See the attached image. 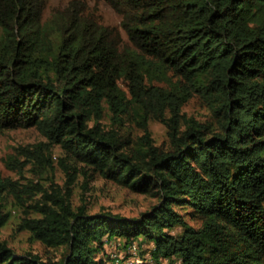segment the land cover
I'll list each match as a JSON object with an SVG mask.
<instances>
[{
	"label": "trees",
	"instance_id": "trees-1",
	"mask_svg": "<svg viewBox=\"0 0 264 264\" xmlns=\"http://www.w3.org/2000/svg\"><path fill=\"white\" fill-rule=\"evenodd\" d=\"M103 1L126 41L87 16L88 0L46 18V0H0V131L35 128L47 140L23 150L35 176L53 166L55 145L67 174L65 190L0 181V264H129L143 241L153 247L141 264H264V0ZM195 95L212 122L182 113ZM153 121L167 147L155 144ZM80 173L158 203L139 218L90 214L72 201ZM7 192L22 206L42 195L19 230L63 248L60 260L2 240Z\"/></svg>",
	"mask_w": 264,
	"mask_h": 264
},
{
	"label": "rangeland",
	"instance_id": "rangeland-1",
	"mask_svg": "<svg viewBox=\"0 0 264 264\" xmlns=\"http://www.w3.org/2000/svg\"><path fill=\"white\" fill-rule=\"evenodd\" d=\"M68 2L69 0H46L44 18L49 17L56 10H64ZM86 14L99 24L116 28L120 32L122 40L126 41V36L120 27L121 15L103 0H88ZM161 84L165 85L164 83ZM182 113L188 119L193 118L202 123L212 122V116L206 104L197 95L193 96L183 106ZM102 124L105 126H110L111 124L108 108L106 109ZM129 130L130 134L134 137L143 134L140 128L132 124ZM150 130L156 145L161 147L169 145L167 129L164 125L153 121L150 123ZM46 142V138L35 128H16L0 131V181L11 180L21 188L34 183L40 184L46 190H51L52 186L65 190L67 174L62 167L61 160L66 159V154L58 145L50 147L53 166L45 169L39 177L35 176L32 163L28 162L27 156L23 153V150L26 148L33 149L35 146ZM10 157H12V160H9ZM86 182L85 176L80 173L71 186L72 201L75 207L86 206L90 214L109 212L122 217L139 218L144 212L151 210L158 203V199L156 198L135 193L125 186L105 180L99 176H94L87 183L88 185H86ZM41 198V194H36L33 198L26 197L25 205L22 206L12 194L5 193L1 201V208L4 212L10 213V219L1 231V238L14 248L18 254L31 252L38 254L43 259L58 261L64 254L65 250L63 248H45L38 241H34L29 232L19 230L21 219L27 213L30 216L34 215L32 209L28 208V206ZM187 211L189 209L180 210L182 214H185ZM186 220L194 227H199L201 224L199 220H194L188 215ZM180 230V227L175 228L176 233L180 232ZM152 247V242L143 241L139 249H132V252H130L132 255H129V264L132 263L135 257L140 258V254L145 259L149 258ZM108 251L112 252L113 256L119 255L124 257L128 254V251L125 253L122 249H115L114 247Z\"/></svg>",
	"mask_w": 264,
	"mask_h": 264
},
{
	"label": "bare ground",
	"instance_id": "bare-ground-1",
	"mask_svg": "<svg viewBox=\"0 0 264 264\" xmlns=\"http://www.w3.org/2000/svg\"><path fill=\"white\" fill-rule=\"evenodd\" d=\"M130 248V247H129ZM130 251L132 252V247L130 248ZM133 257V256H132ZM128 260V259H127ZM130 261V260H129ZM128 263V261H127ZM131 264H141V260L138 257H135V259L132 261Z\"/></svg>",
	"mask_w": 264,
	"mask_h": 264
},
{
	"label": "built area",
	"instance_id": "built-area-1",
	"mask_svg": "<svg viewBox=\"0 0 264 264\" xmlns=\"http://www.w3.org/2000/svg\"><path fill=\"white\" fill-rule=\"evenodd\" d=\"M135 248H137V246L133 245V246H132V249L134 250ZM133 256H134V255H133Z\"/></svg>",
	"mask_w": 264,
	"mask_h": 264
}]
</instances>
